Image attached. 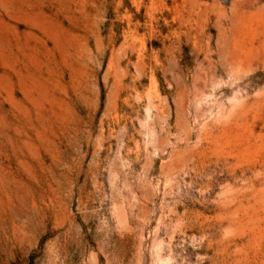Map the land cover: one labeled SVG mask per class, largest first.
<instances>
[{
  "label": "rangeland",
  "instance_id": "1",
  "mask_svg": "<svg viewBox=\"0 0 264 264\" xmlns=\"http://www.w3.org/2000/svg\"><path fill=\"white\" fill-rule=\"evenodd\" d=\"M0 264H264V0H0Z\"/></svg>",
  "mask_w": 264,
  "mask_h": 264
}]
</instances>
